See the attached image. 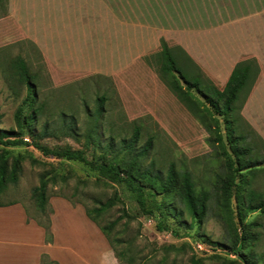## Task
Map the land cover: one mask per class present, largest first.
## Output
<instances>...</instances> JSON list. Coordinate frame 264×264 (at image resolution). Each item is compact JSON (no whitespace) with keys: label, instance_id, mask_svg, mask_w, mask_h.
I'll use <instances>...</instances> for the list:
<instances>
[{"label":"rangeland","instance_id":"obj_1","mask_svg":"<svg viewBox=\"0 0 264 264\" xmlns=\"http://www.w3.org/2000/svg\"><path fill=\"white\" fill-rule=\"evenodd\" d=\"M24 4L25 0H0V114L2 115L0 127L17 128L15 113L19 107H24L26 113L30 108L41 107L39 128L48 123L52 130L58 129L62 124V112H67L69 115L77 116V127L84 131L90 123L85 110L86 105L90 109H95L97 97L105 95L107 114L101 123L106 136L113 134L116 136V142L123 138L130 139L134 128L142 126L139 145H145L148 138L155 135L154 148L145 161L146 164L155 161L157 167L165 170L172 164L178 170L188 169L194 174L198 187L204 186L212 192L214 186L218 185L217 181L220 182L219 177L226 178L229 175L225 158L219 155L221 150L207 143L209 134L189 113L184 115L171 104L165 107L173 108L174 113H171L173 109L157 110V108L155 111L147 108V110L137 104L130 108L129 105L134 104L133 101H129L134 91H131V86L124 87L126 88L124 91L117 84L114 86L115 79L112 76L95 72L60 73L51 69L34 38L27 35L28 30L25 31L23 28L26 21L31 23L33 28L38 24L40 28V7L35 10L29 9L27 12ZM18 57L26 62L37 84L39 99L34 106L31 101H25L27 88L12 74V62ZM156 77H158L157 73L153 75L154 80ZM139 92L145 91L139 90ZM150 92L153 93V98L162 99L170 94L162 82L154 84ZM146 98L145 92L142 98L143 105ZM167 100L174 102V97L171 95ZM25 140L32 143L29 137ZM41 143L50 148L65 145L79 150L85 148L83 143L63 134L46 137ZM8 150L15 156L29 152V155L39 162L34 163L29 157L25 159L24 171L19 183L10 185L2 200L5 203L22 204L28 215L40 223L47 224L50 219L52 224V218L57 215L55 219L57 234H103L99 226L86 216V209H97L100 206L99 202L104 203L118 193L120 199L112 209L100 217H97L95 212L93 215L97 217L101 226H108L118 218H122L111 232V237L123 241L115 244L118 251L129 248L127 260L129 256H134L136 264H161L163 258L166 259L165 264H189L191 258L195 256L201 258L204 264H219L223 261L218 259L219 257L232 260L237 258L223 249H215L205 244L197 237L196 231L187 230L182 226L178 227L179 237H175L171 232H158L157 215L144 216L138 205L126 197L119 186L99 181L96 174L83 164L44 157L34 147L21 146ZM92 154L88 152L89 159H93ZM261 154L264 156V151ZM48 171L66 175L67 181L64 183L59 179L49 184L50 207L47 214H43L36 206L33 190L40 185L42 173ZM251 183L249 173H245L239 179L238 176L236 177L237 185L233 188L232 200L235 225L229 228L223 219L210 216L205 220L201 233L220 242H227L229 235L234 237V234L242 236L251 232L261 233L255 252L259 264H264V221L259 219L260 211L244 212L243 210L242 214H239L237 209L238 204L247 206L245 195L250 188L264 193V172L261 171L253 184ZM64 204L79 211H69ZM126 212L130 217L125 215ZM239 215L243 217V222ZM256 224L262 225L259 227ZM188 234L191 237H187ZM111 249L112 256L116 258L112 247ZM43 264L57 263L46 257Z\"/></svg>","mask_w":264,"mask_h":264},{"label":"trees","instance_id":"obj_2","mask_svg":"<svg viewBox=\"0 0 264 264\" xmlns=\"http://www.w3.org/2000/svg\"><path fill=\"white\" fill-rule=\"evenodd\" d=\"M151 63L158 79L182 110L189 113L209 134L207 143L220 149L219 155L225 158L229 175L226 178L219 177L220 182L217 181L218 185L214 186L213 192L204 186L198 187L194 174L188 169L178 170L172 164L165 170L157 167L155 161L146 164L156 137L150 136L145 145H139L142 126L134 128L130 139L123 138L116 142L113 134L106 136L101 123L107 114V96L104 95L97 97L95 109L86 105L90 123L84 131L77 127V116L67 112H62V124L58 129L52 130L48 123L39 128L41 107L30 108L28 113L24 107H19L15 113L17 128L0 127V207L16 204L5 203L2 197L10 185L19 183L25 159L29 157L34 163L39 162L29 152L15 156L8 148L34 147L44 157L83 164L96 174L99 181L119 186L123 194L138 205L144 216H158V232H171L179 237L178 227L182 226L196 231L197 237L205 244L237 257L235 260L219 257L218 259L223 260L219 264H259L255 248L261 239V233L251 232L242 236L234 234V237L229 235L227 242L214 241L207 234L201 233L205 220L210 216L223 219L229 228L233 227L232 200L233 188L237 185L236 177L239 179L249 173L253 184L258 174L264 172V156L261 154L264 151V139L254 131L242 114L261 73L259 63L255 59L238 63L223 88L208 77L180 47H170L164 39L161 40L160 50L151 55ZM11 69L13 76L27 88L25 101H31L34 106L39 93L26 62L18 57L12 62ZM113 84L116 85L115 82ZM1 120L0 114V123ZM60 134L83 143L85 148L79 150L70 145L50 148L41 143L46 137ZM26 137L32 140L31 144L25 140ZM88 152L93 153V159H89ZM59 179L66 183L67 176L58 172H43L40 185L33 190L36 206L43 214H47L50 207L49 184ZM245 198L246 207L237 205L239 214L243 210L260 211L259 219L264 221V193L250 188ZM119 199L117 193L108 201L99 202L97 209L87 208L86 214L105 235L119 264H136L134 256H129L127 260L129 248L124 251L116 249L115 244L123 241L111 237V232L122 218L108 226H101L97 220V217L112 209ZM243 203L245 204L244 198ZM125 215L130 217L127 212ZM239 217L243 222V217ZM39 224L47 231V241L53 242L51 220L47 224ZM256 225L260 227L262 224ZM188 235L187 237H191ZM165 262L166 259L163 258L161 264ZM189 264L204 262L194 256Z\"/></svg>","mask_w":264,"mask_h":264},{"label":"crops","instance_id":"obj_3","mask_svg":"<svg viewBox=\"0 0 264 264\" xmlns=\"http://www.w3.org/2000/svg\"><path fill=\"white\" fill-rule=\"evenodd\" d=\"M24 6L27 12L40 7V28L27 21L23 28L51 69L112 76L120 89L134 91L130 108L177 107L187 115L175 98L167 100L171 94L162 99L150 92L161 82L153 78L151 55L162 39L221 88L238 63L255 59L261 73L242 114L264 139V0H25ZM137 89L147 93L144 105L145 92ZM56 217L48 242L46 229L22 204L0 207V264H43L46 257L57 264H119L104 234H57Z\"/></svg>","mask_w":264,"mask_h":264}]
</instances>
